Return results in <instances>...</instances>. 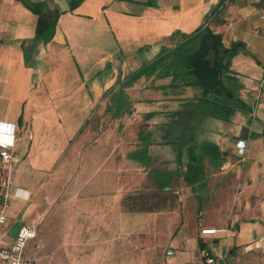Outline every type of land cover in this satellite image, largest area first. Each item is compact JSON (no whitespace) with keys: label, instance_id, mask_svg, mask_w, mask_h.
Instances as JSON below:
<instances>
[{"label":"crops","instance_id":"obj_1","mask_svg":"<svg viewBox=\"0 0 264 264\" xmlns=\"http://www.w3.org/2000/svg\"><path fill=\"white\" fill-rule=\"evenodd\" d=\"M41 1L61 11L48 42L29 5ZM72 1L0 0V123L18 135L8 217L31 223L37 205L26 202L44 188L36 264L262 260L264 89L252 90L264 87V0H225L208 20L226 46L244 43L225 80L229 120L185 102L198 87L143 89L142 109L130 102L118 115L105 102L121 90L137 100L123 83L200 29L220 0H82L71 9ZM15 175L23 185H13Z\"/></svg>","mask_w":264,"mask_h":264},{"label":"trees","instance_id":"obj_2","mask_svg":"<svg viewBox=\"0 0 264 264\" xmlns=\"http://www.w3.org/2000/svg\"><path fill=\"white\" fill-rule=\"evenodd\" d=\"M225 0H220L219 5L206 17V22L196 32L184 35L183 40L172 49H162L157 58L141 68L123 83V87H132L136 81H148L144 89L157 92L164 91L167 87H198L200 94L185 102L198 103L207 107L211 114L229 120L233 115L234 106L229 99L234 97L225 84L226 79H233L231 74V60L244 47L242 42H234L226 46L223 35L215 32L208 24V20L218 12V8ZM82 0H73L71 9L77 7ZM47 3L30 2L31 9L39 15L37 37L48 42L54 38L61 11L53 9L45 11ZM212 52V53H211ZM121 90L119 95L111 97L113 107L120 113L122 108L130 106V99ZM245 102L237 98V109L243 108ZM211 153L218 148H209Z\"/></svg>","mask_w":264,"mask_h":264},{"label":"built area","instance_id":"obj_3","mask_svg":"<svg viewBox=\"0 0 264 264\" xmlns=\"http://www.w3.org/2000/svg\"><path fill=\"white\" fill-rule=\"evenodd\" d=\"M264 22V8L261 13ZM18 142L16 126L14 124L0 123V161L2 172L0 175V227L8 221V209L11 197V173L15 157V150ZM241 155L246 154V144L244 142ZM203 233H215L216 229H203ZM38 228L33 223L23 224L12 245H0V264H36L37 251L42 247V243L37 241ZM175 251L169 249L166 252L167 258L172 257ZM223 257V255H220ZM217 258L207 257L205 261L209 264L215 263Z\"/></svg>","mask_w":264,"mask_h":264},{"label":"rangeland","instance_id":"obj_4","mask_svg":"<svg viewBox=\"0 0 264 264\" xmlns=\"http://www.w3.org/2000/svg\"><path fill=\"white\" fill-rule=\"evenodd\" d=\"M213 30V29H212ZM212 53V52H211ZM148 83H150V82H148V81H143L142 82V84H134V86H132L133 88H129V89H127L129 92L131 91H135L136 90V92H138L137 93V100L135 99V100H133V101H131L132 102V108H138V110H141L142 109V106H144L143 104V102L141 101V99H142V90L144 89V87H145V85H147ZM144 86V87H143ZM263 89H264V87H261V89H260V91H259V88H258V91H257V89H254V90H252V91H255L257 94L258 93H260V95H259V97L262 95V92H263ZM191 90V92H193V93H195L194 91H197L198 89H196V88H193L192 87V89H190ZM140 91V92H139ZM198 92V91H197ZM251 94V93H250ZM118 95V94H117ZM115 96V95H114ZM139 97V98H138ZM257 100V99H256ZM262 100V99H261ZM105 102H108V103H110V107H111V109L113 108V100L111 99V98H106L105 99ZM103 104V102L101 101L99 104L97 103V106H101ZM174 105H176V104H174ZM123 116V115H122ZM122 116H120L119 117V119L122 117ZM137 116L138 115H134V116H132V117H130L129 115H128V118L129 119H124L123 121L125 122V123H130V125H135V126H138V124H139V121L137 120ZM118 119V120H119ZM177 120V119H176ZM110 121V120H109ZM178 122V121H177ZM128 134H129V132H127V136H126V138H128L129 136H128ZM116 137V136H115ZM171 149H162V148H160V149H157L156 150V153L157 154H162V153H166V154H171ZM2 172V167L0 168V173ZM18 184H20V185H23L22 184V178L19 176V175H15L14 176V181H13V185L15 186V185H18ZM38 192H39V190L37 189L36 191H34V193L32 194V196H31V199L28 201V203L26 202V206L27 205H29V204H32V203H35L36 202V205L37 206H35V209H34V211H32L31 212V214H30V218L29 219H27L28 221H30L31 223H33V224H35L36 226H38V224H39V222H38V220H40L41 218L39 217L40 216V214L38 215V212L36 211L37 210V208H40L41 207V203H42V201H41V194L42 193H45L44 192V188L43 187H41V192H40V194H39V197L37 198L36 196L38 195ZM43 195V194H42ZM37 198V199H36ZM20 202H21V200H19V199H13V202H12V207L13 206H17V208L20 206ZM44 203L45 204H51V202L48 200V198L46 197V198H44ZM25 205V204H24ZM23 206V205H22ZM23 223H25L24 222V219H23V216L22 215H15V212L13 213L12 212V214L10 215V218L8 217V221H7V223L5 224V225H2L1 227H0V245H2V246H5V245H12L13 243H14V241H15V239H16V236H17V234H18V231H19V229H20V226L23 224ZM37 255H38V252H37ZM245 256H243V263H245L244 261H245ZM247 260V259H246ZM248 264H264V258L261 260V259H255V257H254V255H250L249 257H248Z\"/></svg>","mask_w":264,"mask_h":264}]
</instances>
